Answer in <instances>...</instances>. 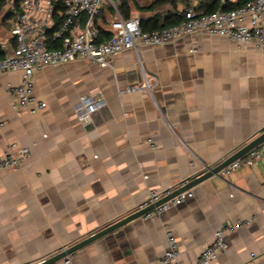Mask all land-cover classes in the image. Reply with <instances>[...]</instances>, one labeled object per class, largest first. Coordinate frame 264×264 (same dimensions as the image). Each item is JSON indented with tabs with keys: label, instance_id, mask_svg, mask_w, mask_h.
Returning <instances> with one entry per match:
<instances>
[{
	"label": "crops",
	"instance_id": "obj_1",
	"mask_svg": "<svg viewBox=\"0 0 264 264\" xmlns=\"http://www.w3.org/2000/svg\"><path fill=\"white\" fill-rule=\"evenodd\" d=\"M153 1L128 0V14L142 22L163 14L162 22L174 8H140ZM200 2L176 0L175 6L182 13ZM1 8L0 30L3 23L10 29L9 7ZM113 13L105 5L97 25L109 31ZM7 33L0 43L11 42ZM21 75L0 73V156L32 150L21 169L0 171V264H35L59 254L134 212L149 189L173 192L192 180L193 155L215 167L264 132V48L240 47L223 36L140 45L114 55L109 66L84 59L46 66L35 74V95L46 106L35 113L31 105L15 111L6 91ZM146 78L150 89L119 92ZM92 93L107 104L82 125L73 105ZM190 190L192 197L162 216H141L72 252L69 264H163L165 227L178 238L182 263L195 264L217 229L246 219L213 264H264V158Z\"/></svg>",
	"mask_w": 264,
	"mask_h": 264
},
{
	"label": "built area",
	"instance_id": "obj_2",
	"mask_svg": "<svg viewBox=\"0 0 264 264\" xmlns=\"http://www.w3.org/2000/svg\"><path fill=\"white\" fill-rule=\"evenodd\" d=\"M5 1L0 0V8ZM221 2L224 4L226 0H221ZM59 4L63 6V10L59 11L62 19L58 28L53 32V38L58 40L59 45L51 47L46 43V32L55 24V11ZM119 4L120 0H21L17 6L13 0L9 6L6 21L15 43H1V48L6 53L0 58V73L18 71L22 74L19 83H7L6 85V91L13 98L11 104L15 111L18 112L30 105L29 111L32 113L45 108L46 103L35 95V74L46 66L79 59L88 60L100 66H109L112 64V57L125 50L138 51L140 45H163L180 38H194L201 33L226 37L240 47L253 45L259 49L264 48V0H247L238 7L228 9L220 7L211 12L190 6L185 10L180 21L153 30H144L141 26V17L125 15L119 8ZM105 5L112 7L114 17L109 24L108 37L103 38L96 18ZM83 17H86L83 28L75 30ZM151 87V81L146 78L141 84L119 88V92H137ZM106 104L104 97L92 93L81 95L73 108L80 123L88 125L92 123L94 114ZM149 142L152 147H155L152 140ZM31 156L30 147H20L16 151L6 152L0 156V171L21 169ZM263 158L264 142L222 168L218 175L227 178L241 165L256 163ZM192 164L198 166L196 175L214 167L199 160L195 155H193ZM186 183L187 181H183L181 186ZM171 192L172 189H149L135 211L153 206L142 217H160L171 207L180 205L193 196V192L189 189L158 204ZM250 221L251 219L237 220L222 225L205 243L195 264H213L227 249L229 235ZM165 231L167 245L161 262L163 264H183L176 234L168 227H165ZM66 248L61 247L59 252L65 251ZM64 262L69 264L71 259L66 257ZM20 264L34 263L22 262Z\"/></svg>",
	"mask_w": 264,
	"mask_h": 264
},
{
	"label": "water",
	"instance_id": "obj_3",
	"mask_svg": "<svg viewBox=\"0 0 264 264\" xmlns=\"http://www.w3.org/2000/svg\"><path fill=\"white\" fill-rule=\"evenodd\" d=\"M50 30V29H48ZM262 142H264V132L261 133L260 135H258L257 137H255L254 139H252L249 143H247L245 146H243L242 148H240L236 153H234L233 155H231L230 157H228L227 159H225L223 162H221L220 164L216 165L215 167H213L211 170H208L202 174H198L196 175L192 180H190L189 182H187L185 185H183L182 187L176 189L175 191L171 192L168 196L164 197L163 199H161L159 203L168 200L182 192H184L185 190H189L192 187L200 184L201 182L210 179L214 176H219L218 172L224 168L225 166H227L228 164H230L231 162H233L234 160H236L237 158L245 155L249 150L253 149L254 147L258 146L259 144H261ZM153 206L148 207L147 209H143V210H139V211H134L128 215H125L124 217L114 221L113 223L107 225L106 227H104L103 229L96 231L94 233H92L90 236H88L87 238L75 243L74 245L67 247L65 251L60 252L59 254H56L52 257H49L48 259H46L43 262L37 263V264H50V263H54L55 261L62 259V258H66L68 257L69 254H71L72 252L78 250L79 248L85 246L86 244L100 238L106 235H110L113 234L114 232H119L125 225L129 224L130 222H132L133 220L141 217L147 210L151 209Z\"/></svg>",
	"mask_w": 264,
	"mask_h": 264
},
{
	"label": "trees",
	"instance_id": "obj_4",
	"mask_svg": "<svg viewBox=\"0 0 264 264\" xmlns=\"http://www.w3.org/2000/svg\"><path fill=\"white\" fill-rule=\"evenodd\" d=\"M14 1H15V4L18 6L20 4L21 0H14ZM133 1L136 2V0H133ZM203 1L204 0H202V2H200L198 4V6H197L198 9L204 10L206 12H211V11H214L217 9V5L215 3L216 2L215 0H206L205 2H203ZM246 1L247 0H236L235 2H233L232 0H226V2L223 4L222 7L224 9L234 8V7H238L240 5H243ZM175 2H176V0H154L151 5L141 6L140 8L144 11H154L155 9H157L158 7H160L166 3H170L172 5V7L174 8V9L169 10L165 13V19L162 22H160V21H161V17L163 16V14L156 15L149 22H146V21L141 22L142 28L144 30L160 29L162 27L169 26V25H172V24L180 21L183 18L184 12L186 9L182 13L179 12L175 6ZM128 6H129L128 0H120L119 8L127 16L129 15L128 14ZM188 7H190V6H188ZM60 10H63V6L59 4L58 8L55 11V24L52 27V29H50L46 32V36H47L46 43L51 47H57L59 45L58 40L53 38V32L58 28L59 23L62 19V16L59 14ZM0 11H1V8H0ZM103 11H104V7L98 16L102 15ZM100 29H101V37H103V38L108 37L109 31L102 29V28H100ZM11 42L13 44L15 43L12 36H11ZM5 53H6V51L1 48V43H0V58H2L5 55Z\"/></svg>",
	"mask_w": 264,
	"mask_h": 264
},
{
	"label": "rangeland",
	"instance_id": "obj_5",
	"mask_svg": "<svg viewBox=\"0 0 264 264\" xmlns=\"http://www.w3.org/2000/svg\"><path fill=\"white\" fill-rule=\"evenodd\" d=\"M13 0H6L2 6H7V8L12 4ZM3 8H1V11H0V25H1V22H4V11L2 10ZM4 24V27L2 28L1 27V30L2 33L0 32V39H1V36L3 34H6L9 36V34L7 32L10 33V29L8 28V25L6 23H3Z\"/></svg>",
	"mask_w": 264,
	"mask_h": 264
}]
</instances>
